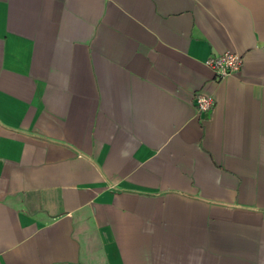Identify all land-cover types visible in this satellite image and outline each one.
Returning <instances> with one entry per match:
<instances>
[{
	"label": "crops",
	"instance_id": "obj_1",
	"mask_svg": "<svg viewBox=\"0 0 264 264\" xmlns=\"http://www.w3.org/2000/svg\"><path fill=\"white\" fill-rule=\"evenodd\" d=\"M0 264H264V0H0Z\"/></svg>",
	"mask_w": 264,
	"mask_h": 264
},
{
	"label": "built area",
	"instance_id": "obj_2",
	"mask_svg": "<svg viewBox=\"0 0 264 264\" xmlns=\"http://www.w3.org/2000/svg\"><path fill=\"white\" fill-rule=\"evenodd\" d=\"M243 56L236 52H226L216 56H211L206 60L216 75V79L222 80L228 76H237L243 67ZM194 104L199 115H205L210 112L215 105V97L213 94L203 92L195 93Z\"/></svg>",
	"mask_w": 264,
	"mask_h": 264
}]
</instances>
